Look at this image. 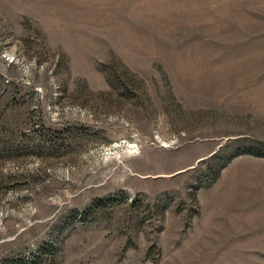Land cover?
<instances>
[{
  "label": "rangeland",
  "instance_id": "1",
  "mask_svg": "<svg viewBox=\"0 0 264 264\" xmlns=\"http://www.w3.org/2000/svg\"><path fill=\"white\" fill-rule=\"evenodd\" d=\"M264 264V0H0V264Z\"/></svg>",
  "mask_w": 264,
  "mask_h": 264
},
{
  "label": "trees",
  "instance_id": "2",
  "mask_svg": "<svg viewBox=\"0 0 264 264\" xmlns=\"http://www.w3.org/2000/svg\"><path fill=\"white\" fill-rule=\"evenodd\" d=\"M4 264H23V260L22 259H18V260L14 261V262L7 261Z\"/></svg>",
  "mask_w": 264,
  "mask_h": 264
}]
</instances>
